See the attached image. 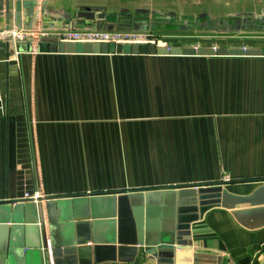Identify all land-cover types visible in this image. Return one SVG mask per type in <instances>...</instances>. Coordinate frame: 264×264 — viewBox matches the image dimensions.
<instances>
[{"label": "crops", "instance_id": "1", "mask_svg": "<svg viewBox=\"0 0 264 264\" xmlns=\"http://www.w3.org/2000/svg\"><path fill=\"white\" fill-rule=\"evenodd\" d=\"M199 4L3 0L0 28L17 25L35 35L0 47V264H65L57 234L70 241L77 228L64 223L107 219L121 191H129L135 209L139 250L99 264H176L150 249L160 229H176L169 218L176 211L165 200L177 187L225 181L228 191L246 195L263 184L264 55L68 53L40 46L64 29L145 25L166 44L264 48L260 34L181 30L182 21L193 24ZM140 203L146 221L136 212ZM177 232L201 264H264V223L246 226L230 208L214 206Z\"/></svg>", "mask_w": 264, "mask_h": 264}, {"label": "water", "instance_id": "2", "mask_svg": "<svg viewBox=\"0 0 264 264\" xmlns=\"http://www.w3.org/2000/svg\"><path fill=\"white\" fill-rule=\"evenodd\" d=\"M3 0H0V7ZM6 8H9L7 5ZM21 9L17 5V12ZM9 14V10L7 11ZM18 15V14H17ZM7 46L9 43H7ZM2 42L0 43V47ZM43 51H58L68 53H106V54H160V55H264L263 47L244 45H173L153 42H73L58 40L55 36L44 37L41 41ZM225 181L209 182L203 184L180 185L165 200L167 210L176 211L175 216L169 217L176 222L175 228H162L158 232V243L152 245V250L159 254L175 259L176 264H201L198 254H192L190 244L181 243L179 230H189L194 220L202 217L204 213L214 207L230 208L232 214L244 225L264 223V179L263 184L249 194H235L224 187ZM40 198V197H39ZM247 205L238 207V205ZM138 216L148 220L147 209L143 203L136 207ZM68 219L64 226L76 225V237L73 240L57 234L65 264H99L105 259H114L115 256L126 249L139 250L141 243L135 209L132 205L129 191L119 192L116 210L107 219H93V221H76ZM86 229V232H83ZM149 233V229H146ZM83 232V234H81ZM65 235V234H64ZM66 236V235H65ZM92 242V243H88ZM63 244H65L63 246ZM54 250V253L56 249ZM191 252L189 254L188 252ZM106 252L105 256L103 253ZM220 260V257H219ZM203 264V263H202Z\"/></svg>", "mask_w": 264, "mask_h": 264}, {"label": "rangeland", "instance_id": "3", "mask_svg": "<svg viewBox=\"0 0 264 264\" xmlns=\"http://www.w3.org/2000/svg\"><path fill=\"white\" fill-rule=\"evenodd\" d=\"M185 1L186 6H190L193 0ZM197 2L200 3L199 9L196 7V10L192 13L193 17H195L194 20H192V23H198L196 24L197 27H194L196 25L191 24L190 21H182L183 23L180 27L182 28L181 30H185L187 28L184 29V27L191 25L190 29L192 30L202 32L210 30L214 35L225 31V29L230 32L229 34L232 33V35H264V0H214V3L210 0H197ZM201 5L203 9L201 8ZM183 11L184 10H181V12ZM183 16L185 15H181V17ZM175 18L181 21V18ZM151 27L153 28V26ZM171 27L172 26H169V28ZM133 29L148 34V39H154L157 42H163V44H166L165 37L157 36L151 28H146L145 25H142V27L137 26ZM162 32H166V35L171 33L170 31ZM165 34L164 36H166ZM193 39L196 38L193 37ZM18 52L19 51H16V53Z\"/></svg>", "mask_w": 264, "mask_h": 264}, {"label": "built area", "instance_id": "4", "mask_svg": "<svg viewBox=\"0 0 264 264\" xmlns=\"http://www.w3.org/2000/svg\"><path fill=\"white\" fill-rule=\"evenodd\" d=\"M35 35V32L17 25H8L0 28V42H7L16 46L20 41L27 39L29 36ZM58 40L73 42H157L154 39H148V34L135 29H102V28H71L57 31L55 34ZM159 43V42H157ZM37 48L33 49L36 52ZM42 194L30 195L38 199ZM50 255L52 257L51 245L48 242Z\"/></svg>", "mask_w": 264, "mask_h": 264}]
</instances>
